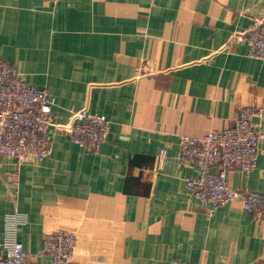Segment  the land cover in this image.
<instances>
[{"label":"crops","instance_id":"0c3cea01","mask_svg":"<svg viewBox=\"0 0 264 264\" xmlns=\"http://www.w3.org/2000/svg\"><path fill=\"white\" fill-rule=\"evenodd\" d=\"M261 16L264 0H0V61L56 96L54 150L22 167L17 201L14 163L0 158V241L20 210L35 264H52L44 235L58 230L77 236L80 264H264V219L239 199L212 211L187 191L196 167L177 158L182 135L264 112V59L234 38ZM79 110L111 122L96 150L70 135ZM253 124L264 133V117ZM229 180L264 192V138L256 169Z\"/></svg>","mask_w":264,"mask_h":264},{"label":"built area","instance_id":"2783aa9c","mask_svg":"<svg viewBox=\"0 0 264 264\" xmlns=\"http://www.w3.org/2000/svg\"><path fill=\"white\" fill-rule=\"evenodd\" d=\"M234 38L246 41L248 56L264 59V16L256 18L246 34H237ZM55 101L54 93L29 85L12 63L0 61V158L14 163L7 174L14 201L20 194L22 167L29 160L42 162L54 150L52 109ZM260 116L264 117L262 109L243 107L227 129H216L201 137L181 136L177 158L197 169L196 175L186 179L187 191L212 211L239 199L257 220L264 219V192L234 187L229 180L231 171L241 170L249 175L258 165L264 133L254 127L253 121ZM110 129L111 122L106 117L79 110L74 111L69 132L78 145L96 150L107 141ZM165 154L166 150L162 149L160 157ZM28 221L27 212L6 213L0 264H35L34 257L18 237L20 228ZM76 245L77 236L73 232L58 230L44 235V251L51 256L52 264H80L74 259ZM174 264L194 263L178 259Z\"/></svg>","mask_w":264,"mask_h":264}]
</instances>
